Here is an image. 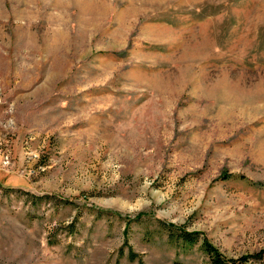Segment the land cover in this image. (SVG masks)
<instances>
[{"label": "rangeland", "instance_id": "obj_1", "mask_svg": "<svg viewBox=\"0 0 264 264\" xmlns=\"http://www.w3.org/2000/svg\"><path fill=\"white\" fill-rule=\"evenodd\" d=\"M170 230L264 264V0H0V264H211Z\"/></svg>", "mask_w": 264, "mask_h": 264}, {"label": "trees", "instance_id": "obj_2", "mask_svg": "<svg viewBox=\"0 0 264 264\" xmlns=\"http://www.w3.org/2000/svg\"><path fill=\"white\" fill-rule=\"evenodd\" d=\"M171 228H173L171 226ZM170 238L176 237L183 245L193 246L200 245L203 251L208 255L211 264H254L251 262L263 258V253H259L256 256H243L237 259H228L224 257L207 239H202L198 233H189L184 230L177 231L175 233L170 230Z\"/></svg>", "mask_w": 264, "mask_h": 264}]
</instances>
